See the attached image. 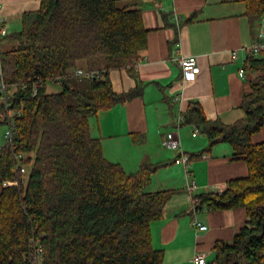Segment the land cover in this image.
<instances>
[{
    "label": "trees",
    "instance_id": "obj_1",
    "mask_svg": "<svg viewBox=\"0 0 264 264\" xmlns=\"http://www.w3.org/2000/svg\"><path fill=\"white\" fill-rule=\"evenodd\" d=\"M142 0H41L33 20L0 50L6 82L14 86L12 108L20 111L13 143L0 149V264H163L165 250L153 244L152 224L161 220L175 194L151 191L164 163H144L128 173L104 154L92 135L91 118L140 93L114 91L110 71L135 69L147 46ZM247 14L264 17V0H246ZM78 69L98 70L86 79ZM86 80L80 89L74 78ZM251 90L240 104L244 116L232 124L206 118L191 101L181 125L204 132L209 145L191 153L203 158L228 142L249 174L223 191L199 193L195 210L245 208L247 219L232 241L216 244L206 264L264 262V142L252 136L264 126V51L248 58ZM49 82L60 83L58 92ZM4 112V107L2 105ZM4 114L1 124L4 125ZM14 152L23 154L25 186L4 188L16 174ZM37 244V246H36Z\"/></svg>",
    "mask_w": 264,
    "mask_h": 264
},
{
    "label": "crops",
    "instance_id": "obj_2",
    "mask_svg": "<svg viewBox=\"0 0 264 264\" xmlns=\"http://www.w3.org/2000/svg\"><path fill=\"white\" fill-rule=\"evenodd\" d=\"M0 4V20L6 19L8 30L0 50H6L13 42L11 37L31 23V13L40 8L41 0H0ZM141 8L147 46L135 69L110 71L114 91L124 93L139 85L140 93L93 116L92 135L101 139L105 156L128 173L144 163H164L150 186L151 191H175L164 218L152 224L153 244L165 250L163 264H195L192 260L197 252L206 253L210 262L216 256V244L232 241L247 212L242 207L197 211L193 196L223 191L232 179L248 176V165L234 159L230 143L220 142L203 158L184 166L175 162L180 151L167 148L164 141L175 131L185 153L209 145L208 136L192 124L177 127L175 123L191 101L201 104L209 120L232 124L244 116L240 104L251 87L247 77L239 76L246 57L242 48L264 26L247 14L246 0H142ZM235 51L238 58L233 56ZM184 55L198 58L201 71L193 81L184 80L179 63ZM2 118L0 102V128ZM252 141L264 142V126ZM192 179L196 183L193 193L188 189ZM195 221L208 228L198 229Z\"/></svg>",
    "mask_w": 264,
    "mask_h": 264
},
{
    "label": "built area",
    "instance_id": "obj_3",
    "mask_svg": "<svg viewBox=\"0 0 264 264\" xmlns=\"http://www.w3.org/2000/svg\"><path fill=\"white\" fill-rule=\"evenodd\" d=\"M2 8V5L0 4V9ZM261 27L264 26V17L261 19ZM8 35V30L6 26V19L0 20V42L5 39V37ZM242 50L245 52L246 57L243 59L242 65L239 69V76L242 78H245V71L248 66V58L252 55H259L261 52L264 51V31L260 29V32L258 33L257 37L254 39V41L247 47H243ZM234 58H238V52L235 51L233 53ZM179 63L182 68L183 77L185 81H193L196 79L197 75L201 71V67L198 62V58L195 55H184L180 58ZM77 75L86 78V79H93L95 77H99L100 72L98 70H84V69H78ZM14 86L10 85L6 82L4 71L0 62V102L2 103L4 107V125L6 126L4 138L6 140L5 143H13L14 141V131L16 128V119L20 115L19 110H15L12 108V93H13ZM184 115L179 114L176 119L175 123L177 127L181 126V123L183 122ZM197 131V129L195 128ZM164 144L167 148L180 151V154L177 155L175 158V162L179 164H183L184 166H189L191 162V157L189 153H185L182 151V142L180 139V136L175 131H170L167 134V137L164 141ZM1 149V147H0ZM23 157V154H18L14 152V158L16 161L15 164V171L16 174L13 176L10 180H5L2 183V186L4 188L9 186H18L21 185L25 186L28 182V175L27 174V168L21 164V158ZM189 191L193 193L196 190V183L195 180H191V184L189 186ZM194 202L196 201L195 198L192 199ZM195 227H197L200 230H206L208 228L207 225H204L200 222L195 221L194 223ZM37 246V244H36ZM195 264H206V253L204 252H197L192 260ZM32 264H42V253L40 249L37 247L34 260ZM264 264V262L262 263Z\"/></svg>",
    "mask_w": 264,
    "mask_h": 264
},
{
    "label": "rangeland",
    "instance_id": "obj_4",
    "mask_svg": "<svg viewBox=\"0 0 264 264\" xmlns=\"http://www.w3.org/2000/svg\"><path fill=\"white\" fill-rule=\"evenodd\" d=\"M17 44H18L17 42L13 41L11 46L9 48H6V50L11 49L13 46H15ZM73 83L75 85H77V87H79L80 89H83L87 85L86 80H84L82 78H77V77L73 79ZM48 88H49V91H51V92H58L62 89V86L60 83H57V82H49ZM5 130H6V126L3 125L0 128V146L4 145L6 142V140L4 138ZM176 157H177V155H176Z\"/></svg>",
    "mask_w": 264,
    "mask_h": 264
}]
</instances>
